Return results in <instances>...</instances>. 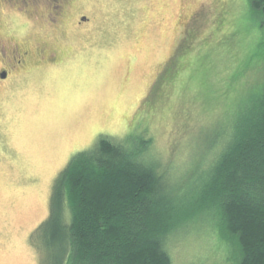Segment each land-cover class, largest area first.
I'll use <instances>...</instances> for the list:
<instances>
[{"label":"rangeland","instance_id":"374dc122","mask_svg":"<svg viewBox=\"0 0 264 264\" xmlns=\"http://www.w3.org/2000/svg\"><path fill=\"white\" fill-rule=\"evenodd\" d=\"M57 1L0 2V70L11 63L0 79V264H43L32 234L53 181L99 135L140 132L160 169L189 184L185 170L215 148L206 133L264 84V27L249 0ZM171 59L183 66L150 97ZM203 221L168 241L173 264H236Z\"/></svg>","mask_w":264,"mask_h":264},{"label":"trees","instance_id":"16d2710c","mask_svg":"<svg viewBox=\"0 0 264 264\" xmlns=\"http://www.w3.org/2000/svg\"><path fill=\"white\" fill-rule=\"evenodd\" d=\"M249 4L264 27V0ZM172 62L150 97L183 64L171 70ZM204 137L215 148L205 165L185 170L189 184L161 170L151 139L135 130L101 134L73 153L32 234L43 264H173L168 241L203 216L216 224L222 250L236 251V264H264V84Z\"/></svg>","mask_w":264,"mask_h":264},{"label":"flooded vegetation","instance_id":"af4514ba","mask_svg":"<svg viewBox=\"0 0 264 264\" xmlns=\"http://www.w3.org/2000/svg\"><path fill=\"white\" fill-rule=\"evenodd\" d=\"M2 0H0V2H1ZM55 1V0H54ZM63 1H65V2H68L69 0H63ZM59 1H57L56 0V3H58ZM59 6H60V4H58ZM65 12V10L63 9V5L62 6H60V9L58 8V10L56 9L55 10V13H59V14H63ZM85 19H82V20H88V17L86 16V17H84ZM16 54L18 55H15V57H14V60L16 61V63H18L19 65H21V67L23 66V65H25L26 64V59H25V57L27 56H29V54H30V51L28 50V49H26V50H23L21 53H19L18 52V50H17V52H16ZM41 55H42V52H41ZM43 56V55H42ZM53 58H50L49 60H52ZM10 67H11V63H9V69H10ZM9 69H1L0 70V79L1 80H5V79H7V77H8V74H9V72L11 71V69H10V71H9Z\"/></svg>","mask_w":264,"mask_h":264},{"label":"water","instance_id":"95a60500","mask_svg":"<svg viewBox=\"0 0 264 264\" xmlns=\"http://www.w3.org/2000/svg\"><path fill=\"white\" fill-rule=\"evenodd\" d=\"M82 19H85L84 17Z\"/></svg>","mask_w":264,"mask_h":264}]
</instances>
